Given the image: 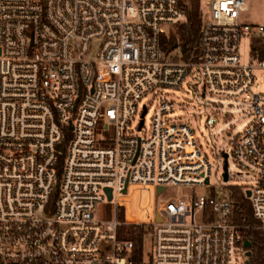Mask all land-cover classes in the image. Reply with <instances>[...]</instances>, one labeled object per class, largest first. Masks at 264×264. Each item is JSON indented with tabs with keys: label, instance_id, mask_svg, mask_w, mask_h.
<instances>
[{
	"label": "built area",
	"instance_id": "obj_1",
	"mask_svg": "<svg viewBox=\"0 0 264 264\" xmlns=\"http://www.w3.org/2000/svg\"><path fill=\"white\" fill-rule=\"evenodd\" d=\"M247 1L203 0L199 55L186 60L162 41L188 18L180 0H0V264H249L224 184L233 155L253 174L245 192L264 227V59L241 56L264 23L242 20ZM190 75L203 96L250 100L252 119L217 149L221 191L158 206L170 184L212 183L193 120L167 91ZM106 199L114 218L97 219ZM130 226L149 233L144 260L120 237Z\"/></svg>",
	"mask_w": 264,
	"mask_h": 264
},
{
	"label": "rangeland",
	"instance_id": "obj_2",
	"mask_svg": "<svg viewBox=\"0 0 264 264\" xmlns=\"http://www.w3.org/2000/svg\"><path fill=\"white\" fill-rule=\"evenodd\" d=\"M242 20L249 22L264 23V0H248L247 9L242 13ZM251 37H244L241 43L242 60L250 61L251 55ZM177 55L181 51H176ZM253 60V59H252ZM256 85L254 90L264 94V67H256ZM201 83L197 77L188 76L183 87L180 89L168 88V95L175 100V114L181 115L183 118L193 120V125L197 135L203 144V148L213 163L212 183L206 185H177L170 184L165 191L158 197L157 205L162 206L172 197L191 199L195 195L211 194L221 191L224 184L239 185L244 190L255 184L253 174L242 168L233 155L229 157V169L231 178L227 183L221 185L220 179H224L218 173L223 172V164L218 168V162L221 158L217 155V149L232 147L233 135H235L242 127L249 124L252 119V104L250 100L244 102L239 98L225 99L218 95L207 94L202 95ZM154 96L149 94L145 96L140 108L144 104L149 106L146 114V127L149 128L152 122L153 113L157 107L158 101ZM205 103L207 105H205ZM214 109V110H212ZM217 114L215 127H209L207 119L209 114ZM213 129V130H212ZM114 201L108 199L100 202L95 210V216L100 220H110L114 218Z\"/></svg>",
	"mask_w": 264,
	"mask_h": 264
},
{
	"label": "trees",
	"instance_id": "obj_3",
	"mask_svg": "<svg viewBox=\"0 0 264 264\" xmlns=\"http://www.w3.org/2000/svg\"><path fill=\"white\" fill-rule=\"evenodd\" d=\"M180 2L187 9L188 18L164 33L162 41L165 50L168 52L179 50L184 59L190 60L199 55L203 0H180ZM251 41L252 59H264V37L258 36ZM229 189L235 200L233 220L242 226L243 234L252 243L249 247L252 251L249 264H264V227L261 226V220L255 216L251 199L243 188L231 184ZM120 237L134 241L132 256L136 260H144L151 252L149 233L144 226L121 228Z\"/></svg>",
	"mask_w": 264,
	"mask_h": 264
},
{
	"label": "water",
	"instance_id": "obj_4",
	"mask_svg": "<svg viewBox=\"0 0 264 264\" xmlns=\"http://www.w3.org/2000/svg\"><path fill=\"white\" fill-rule=\"evenodd\" d=\"M146 109L144 110V112H143V115L146 113ZM143 123V121L141 122V124ZM226 156H227V154H226ZM225 169H226V171H225V179L226 180H228V178H229V175H228V163L226 162V164H225ZM207 182H209V179H207ZM163 187L161 186L160 187V190L162 189ZM126 190V189H125ZM107 191L109 192V198L110 199H112V188L111 187H107ZM247 193H248V196H250L251 195V190H248L247 191ZM251 241L250 240H246V246L247 247H250L251 246ZM252 254V251H251V249L249 248L248 249V251H247V255L250 257V255ZM246 263H249V258L247 259V261H246Z\"/></svg>",
	"mask_w": 264,
	"mask_h": 264
}]
</instances>
